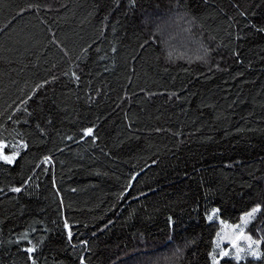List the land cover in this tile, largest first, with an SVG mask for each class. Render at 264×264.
I'll use <instances>...</instances> for the list:
<instances>
[{
  "label": "trees",
  "instance_id": "16d2710c",
  "mask_svg": "<svg viewBox=\"0 0 264 264\" xmlns=\"http://www.w3.org/2000/svg\"><path fill=\"white\" fill-rule=\"evenodd\" d=\"M258 28L264 0H0V140L20 153L0 162V264H30L20 235L62 217L78 250L45 246L39 264H79L80 239L86 264H211L209 252L232 251L213 245L223 227L204 216L220 207L239 223L264 201Z\"/></svg>",
  "mask_w": 264,
  "mask_h": 264
},
{
  "label": "snow or ice",
  "instance_id": "6c2138e0",
  "mask_svg": "<svg viewBox=\"0 0 264 264\" xmlns=\"http://www.w3.org/2000/svg\"><path fill=\"white\" fill-rule=\"evenodd\" d=\"M130 6H134V4H131ZM236 7V5H233ZM29 8L33 7L32 5L28 6ZM37 7H39L37 5ZM21 11H24L23 9ZM241 16L245 15V12H240ZM145 23L147 24L148 21L145 20ZM257 31H264V28H258ZM207 52V50H205ZM67 55V53H65ZM73 78L75 80H78L79 77L73 73ZM53 80H55V77H53ZM50 83V81H44V84L37 85V88L32 89V91L35 93L38 89L44 87L46 84ZM24 103V101H22ZM31 115V114H29ZM27 123V121H25ZM50 123V121H49ZM39 127V125H38ZM84 136H91L93 140L96 139V137L93 135V128L88 127L83 129ZM28 145L20 142V148H27ZM5 148V144L2 140H0V162H3V164L6 165H12L19 153V150L11 152V154H5L3 149ZM45 161L49 160V157L45 156L43 158ZM31 181V177L24 180L21 184V186L16 187L13 186L9 189V191L13 193H21L22 190H24V187L28 185ZM129 186H131V181H129ZM55 187V184L53 185ZM128 189L125 188L124 191H127ZM2 191V189H0ZM59 195V193H57ZM122 196L123 193H120ZM264 195V193H262ZM61 203V207H62ZM195 211V209H193ZM222 209L220 207H212L210 212L205 213L204 220L208 223H212L214 220H219L220 224L224 226L226 229L231 228L233 231L229 233H225L228 235V244L231 246L232 251H229L227 249H220L218 255L214 252H209L208 257L211 259V264H219L218 257L224 258V257H230L232 260H235L237 264H239V261L242 259H245L246 257H251L253 260H261L264 258V252L261 251V248L264 247V220L261 219V217H264V201L261 202H253L251 207L248 210H245L240 216H239V223L234 224H228L225 220L221 219L218 215L221 213ZM257 221H260V226L257 227ZM39 222V221H38ZM52 224L55 225V227H48L45 225L42 229H39L41 234L38 238L35 240L29 238V233L26 231L20 235V240L27 241L28 246L22 249V251L27 255V261L30 262V264H39L38 259L36 258V253L38 250L42 249L45 246H48L50 250L52 251H63L67 248H71L73 253H75L77 249V244L73 243V231L72 225L68 222L66 217H62V228L60 227V223L53 220ZM167 224L170 228H175V221L172 216L168 217ZM87 227V225H85ZM249 228H256L257 232L260 233L259 238H254V233L247 231ZM38 231L37 228L33 227L32 232ZM59 232L60 235L56 236L54 233ZM217 238H222L221 233L217 232ZM93 236H95V233H93ZM173 239L172 235H169L168 240L171 241ZM245 242V246L242 247L240 242ZM19 242V241H18ZM78 244L82 246L83 250L80 251V254L78 256H74V259H78L79 264H86V256L85 252H88L90 250L89 247V241L85 239H80L78 241ZM213 245L215 247H218V242L213 241Z\"/></svg>",
  "mask_w": 264,
  "mask_h": 264
},
{
  "label": "rangeland",
  "instance_id": "374dc122",
  "mask_svg": "<svg viewBox=\"0 0 264 264\" xmlns=\"http://www.w3.org/2000/svg\"><path fill=\"white\" fill-rule=\"evenodd\" d=\"M6 154V153H5ZM223 228L221 229L222 231L220 232L221 233V236H222V238H220V239H218L217 238V242L218 243H221V242H223V241H228V235H226L225 233H231L233 230L231 229V228H225L224 226H222Z\"/></svg>",
  "mask_w": 264,
  "mask_h": 264
}]
</instances>
